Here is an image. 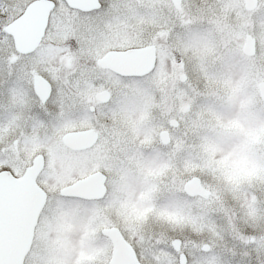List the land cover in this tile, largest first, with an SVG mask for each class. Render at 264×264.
I'll return each instance as SVG.
<instances>
[{"label": "snow or ice", "instance_id": "snow-or-ice-1", "mask_svg": "<svg viewBox=\"0 0 264 264\" xmlns=\"http://www.w3.org/2000/svg\"><path fill=\"white\" fill-rule=\"evenodd\" d=\"M244 4L0 0V264H264V128L242 154L176 155L221 48L252 37L264 92V0ZM157 114L161 169L135 163Z\"/></svg>", "mask_w": 264, "mask_h": 264}, {"label": "rangeland", "instance_id": "rangeland-1", "mask_svg": "<svg viewBox=\"0 0 264 264\" xmlns=\"http://www.w3.org/2000/svg\"><path fill=\"white\" fill-rule=\"evenodd\" d=\"M204 34H207L209 40L222 42L219 33L206 26L189 30L192 38ZM259 71L260 69L248 63L247 56L242 53V47L221 48L216 55L210 56L206 72L216 81V88L206 91L198 98V105L205 115L199 117L195 126L190 129L187 137L188 146L184 152L178 149L176 154L178 158H195L196 149L199 155L201 148L214 150L231 148L232 152L243 153L248 141L258 136L260 130L264 128V105L259 99L255 75ZM186 106L184 112L187 114L191 106ZM224 121L227 123L224 124ZM153 123L162 129L165 128L160 114L152 117L149 126ZM139 130L143 132L145 129L141 127ZM195 140L198 141L197 148ZM167 152L168 148L161 146L159 140L155 146L151 143L146 144L144 151L137 155L135 163L139 166L161 169L167 166L165 160ZM238 163L244 166L247 163L246 157L241 155ZM129 178L134 188L143 187L142 183L136 184L135 170L132 168L129 169Z\"/></svg>", "mask_w": 264, "mask_h": 264}, {"label": "water", "instance_id": "water-1", "mask_svg": "<svg viewBox=\"0 0 264 264\" xmlns=\"http://www.w3.org/2000/svg\"><path fill=\"white\" fill-rule=\"evenodd\" d=\"M245 8H248L250 10H253L256 7V0H245V4H244ZM252 44H253V40L251 36H245V43L242 46V52L245 55H250L251 51H252ZM258 94L260 99L264 102V92H260V89L258 87ZM172 125H175V122H171ZM159 139L161 141L162 144H167L169 142V137H168V132L163 130L160 132L159 135ZM6 175H10V174H6Z\"/></svg>", "mask_w": 264, "mask_h": 264}, {"label": "flooded vegetation", "instance_id": "flooded-vegetation-1", "mask_svg": "<svg viewBox=\"0 0 264 264\" xmlns=\"http://www.w3.org/2000/svg\"><path fill=\"white\" fill-rule=\"evenodd\" d=\"M173 128H175V125H173ZM162 130H167L168 131V133H169V142L170 141H174L175 139H176V132L175 131H169L168 130V128H164V129H162ZM195 143H196V148H197V146H198V141L197 140H195ZM169 144V143H168ZM168 144H166V145H163V144H161L160 143V145L161 146H163V147H166V148H168ZM180 150H183L182 152H184V150L186 149V147L185 146H180V148H179ZM179 150V151H180ZM196 156H198V152H197V149H196Z\"/></svg>", "mask_w": 264, "mask_h": 264}]
</instances>
